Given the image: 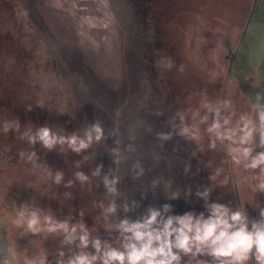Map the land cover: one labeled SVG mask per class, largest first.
Instances as JSON below:
<instances>
[{
  "label": "rangeland",
  "instance_id": "1",
  "mask_svg": "<svg viewBox=\"0 0 264 264\" xmlns=\"http://www.w3.org/2000/svg\"><path fill=\"white\" fill-rule=\"evenodd\" d=\"M252 4L0 0V151L16 157H0V198L14 181H34L20 217L11 199L0 206L7 251L17 253L4 264H21L15 237L33 218L31 259L77 245L78 257L104 264L107 251H125V220L143 223L157 211L153 227L162 230L169 218L208 219L212 205L241 213L223 133L225 44L236 47ZM43 128L56 138L51 148L40 140ZM73 136L77 148L88 147L74 151ZM173 253V264H252L251 254L234 262L207 250Z\"/></svg>",
  "mask_w": 264,
  "mask_h": 264
},
{
  "label": "clouds",
  "instance_id": "2",
  "mask_svg": "<svg viewBox=\"0 0 264 264\" xmlns=\"http://www.w3.org/2000/svg\"><path fill=\"white\" fill-rule=\"evenodd\" d=\"M260 119L264 122V113H261ZM96 139L99 140L102 130L97 126L94 128ZM40 140L44 146L51 148L55 144L56 138L50 135L49 129L43 128L39 133ZM91 142V135L88 137ZM61 143L64 141L61 140ZM74 151L88 147V144L81 141L79 147H76L77 139L75 136L68 141ZM264 143V137H262ZM250 149H245L244 155H249ZM264 165V153L257 154L251 163L246 167L256 169ZM261 176H264V168H261ZM57 177V182H59ZM261 192H264V181L258 186ZM168 206H165L167 211ZM160 215L157 211H152L150 218H146L143 223H129L123 221L120 229L126 235L128 243L125 245V251L109 250L105 253L104 264H173L178 262L180 257L173 253V249H178L185 254L196 256L204 253L206 250L209 255L220 258H231L234 262L246 261L250 254L254 252V259L258 264H264V219L253 221L251 229L246 215L240 212L231 213L228 208L222 205L211 206V217L204 219L201 215L199 219H193L191 215L169 218L163 223L162 230L154 228L157 223V217ZM261 217L264 218V210L261 211ZM37 223L33 218L29 222V227ZM176 225V226H174ZM67 231V225H60ZM54 231L55 228H50ZM75 228L72 229L75 232ZM174 237V241L173 238ZM87 234L81 237V241L86 243ZM97 251L100 250L99 241L94 245ZM96 259V257H92ZM43 264V262H42ZM68 264H91L85 256H79L75 260H70Z\"/></svg>",
  "mask_w": 264,
  "mask_h": 264
},
{
  "label": "water",
  "instance_id": "3",
  "mask_svg": "<svg viewBox=\"0 0 264 264\" xmlns=\"http://www.w3.org/2000/svg\"><path fill=\"white\" fill-rule=\"evenodd\" d=\"M248 50L246 52L248 58H244L247 72H241L240 68L236 67L233 72L231 70L228 73L222 122L237 195L239 193L241 213L247 216L251 229L253 221L264 219L261 217V211L264 210V196L257 187L261 183L258 167L256 169L246 167L257 154L264 153V143H262L264 127L260 119L264 100V76L262 79L259 77L260 73L255 70L259 63L254 57V52L249 50L248 53ZM259 62L264 64V53L261 54ZM262 112L264 113V109ZM245 149L251 150L247 157L244 155ZM246 206L249 208L247 209ZM254 252L255 249L251 254L252 264H258L254 259Z\"/></svg>",
  "mask_w": 264,
  "mask_h": 264
},
{
  "label": "flooded vegetation",
  "instance_id": "4",
  "mask_svg": "<svg viewBox=\"0 0 264 264\" xmlns=\"http://www.w3.org/2000/svg\"><path fill=\"white\" fill-rule=\"evenodd\" d=\"M246 17V16H245ZM226 48H227V53L225 55V59L229 61V72L233 69L235 70L236 67L240 68V71L242 72H247V65L245 64V59L244 58H248L246 52L247 50H251L254 52V57L256 59V61L259 63L258 66L255 67V70L258 71L260 73V78H263V72H264V67L262 63L259 62L260 58H261V54L264 53V0H253V4L249 10V13L247 15V17L244 20V24H243V29L241 30V35L240 38L238 40V43L236 45L235 48L231 47V45L229 43H226ZM248 50V53H250V51ZM254 59V60H255ZM256 62V63H257ZM263 81V80H262ZM245 89V88H244ZM253 89V88H252ZM251 89V90H252ZM263 104H264V100H263ZM262 104V109H261V113L262 110L264 109V106ZM262 125L264 127V122H262ZM37 148H35L34 151V161L36 162L37 166L39 161H41V163L43 164L42 161V155L41 152L38 149V146H36ZM9 157L11 158L12 162H15V153L11 150V151H0V157ZM40 156V158L38 159V157ZM27 180L29 182L32 181V183H34L33 179H29L28 178H22L19 179V181H22L23 186L22 187H16L17 185H19V181H14L9 188V191H7L8 193L5 194L4 198H0V206L2 208H6L7 204H8V200H12L13 202V206L16 207V210L13 211V213H11V215L15 218L20 217L19 213L21 211H24L26 208V202L29 199V197L33 196V189L32 187L28 186L29 183L27 182ZM31 185V184H30ZM29 187V188H28ZM239 191V189H238ZM239 195V193H238ZM240 200V198H239ZM243 205V203H242ZM246 208L248 209L249 206H246ZM5 215V213H4ZM22 216V215H21ZM2 217L0 215V264H4V262H6L8 259H12L13 257H17V253H8L7 251V245H8V241L5 239V235H6V231L2 230V224H7L6 222L8 221L7 218L5 221H2ZM3 224V225H4ZM37 224L38 222L32 227L31 230L27 231L26 226L24 227L23 223V231L21 232L22 234L19 235L18 237L16 236V241L21 244V250L25 251L23 254V251L21 252V254L23 255V260L21 262V264H61L64 263L66 261H69V258H71L72 256L74 257V259H76L78 257V246L74 245V249L72 252H62L60 253L59 256H55V253H48L46 254H41L42 256H40L39 254L34 253L31 257H29V239L32 238L34 239V232L35 229L37 228ZM18 227H21V223H18ZM32 234V237H30V235ZM2 235V236H1ZM30 249H33V252H37L36 246H32ZM26 253V254H25ZM31 253V252H30ZM40 258V259H38Z\"/></svg>",
  "mask_w": 264,
  "mask_h": 264
}]
</instances>
